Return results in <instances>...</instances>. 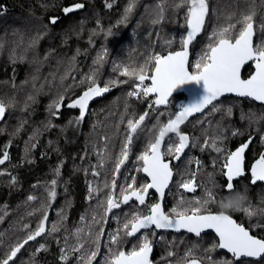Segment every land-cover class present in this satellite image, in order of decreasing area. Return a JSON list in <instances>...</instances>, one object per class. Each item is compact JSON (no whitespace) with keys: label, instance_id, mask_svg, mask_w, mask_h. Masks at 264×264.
<instances>
[{"label":"trees","instance_id":"trees-1","mask_svg":"<svg viewBox=\"0 0 264 264\" xmlns=\"http://www.w3.org/2000/svg\"><path fill=\"white\" fill-rule=\"evenodd\" d=\"M129 2L0 0V101L6 107L5 117L0 122V158L5 150L9 154V159L0 165V258L8 251L9 244L25 235L24 224L34 230L42 213L47 212L49 231L25 245L14 264H86L82 258L93 250L92 242L100 227L104 228L105 235L101 238L100 254L93 264H105L110 256L109 235L122 228L132 213L138 212L135 205H121L109 214L106 222L102 221L114 162L125 142L127 119L137 118L147 108L145 101H134L127 95L132 90L134 78L119 73L124 66L130 71H138L149 53L166 55L169 51L180 50V39L186 35L182 25L187 9L173 6L179 0H164V19L153 24L158 11L156 6L161 0H135L133 11L120 23ZM208 3L210 14L205 28L190 45L192 62L206 50L213 29L226 24L230 14H235L232 20L235 23L240 13L252 7L255 8L254 46L264 44L261 28L264 0H208ZM76 4L83 7L71 13L63 11ZM52 17L57 18L54 25L50 23ZM109 30L111 35H107ZM166 41H172L171 45ZM100 55L103 60L94 63ZM250 72L247 68L243 75ZM91 74H95L101 87L111 80H129V83L111 87L109 92L91 100L84 118L77 122L79 109L69 108L67 104L86 90L88 83L81 81ZM61 94L66 100L53 115L55 108L49 106ZM184 101L183 95L173 96L167 107L152 111L143 130L134 136L129 159L117 177L118 185L131 183L132 176L137 177V185L146 182L137 171L141 166L137 157L149 142H154L162 124L174 117L175 105H182ZM214 105L215 111L210 105L196 117L202 122L187 124L191 144L185 155L173 164L172 182L196 173L198 184L214 195L243 197L241 207L250 206L254 214L249 216L235 207L230 212L252 235L264 239V184L252 185L247 178H242L235 183L232 192L221 190L226 182L225 157L237 144L246 137L252 138L248 162L257 160L264 153V140L261 139L264 137V107L234 98H222ZM159 113L163 116L157 119ZM234 132L238 134L233 135ZM206 139H216V146L222 151H214L211 146L202 147ZM176 141L172 136L166 140L165 153L167 143ZM172 158L171 154L165 155V160ZM102 159L104 167L99 166ZM93 170L100 174L93 176ZM52 180L57 181L56 196L49 201L48 189L52 187ZM116 194L119 196V188ZM29 196L35 199L30 201ZM53 225L58 231H50ZM77 229L82 230L79 242L85 247L80 252H73L71 249L78 243ZM141 235L125 237L120 248L131 251L139 244ZM143 235L148 236L154 248V264H186L189 259H197L201 264H222L224 261L264 264V259L233 260L213 248L218 240L211 235L199 238L153 232ZM41 244L45 249L37 252ZM62 249L67 260L61 259ZM115 249L112 245L111 250ZM107 250V257H104ZM189 250L191 257L186 256ZM170 252L171 256L168 255Z\"/></svg>","mask_w":264,"mask_h":264},{"label":"snow or ice","instance_id":"snow-or-ice-1","mask_svg":"<svg viewBox=\"0 0 264 264\" xmlns=\"http://www.w3.org/2000/svg\"><path fill=\"white\" fill-rule=\"evenodd\" d=\"M135 6V0H130L125 8L124 17L120 21L123 23L129 13ZM176 9H187L185 13V24L182 25L186 29V35L180 39L181 48L178 51H169L167 55L161 53H149L144 62L140 65L139 70H129L128 66H124L123 71L119 74L133 79L132 91L127 95L136 99H143L147 104V108L137 118L127 119L125 142L122 145L121 154L114 162L112 172L111 190L107 194L106 206H104V214L102 221L106 222L109 214L114 209H118L122 204L127 205L133 199L141 206L146 205L150 190H155L162 199L165 195V189L169 187L173 178V170L170 162H166L165 155L171 154L173 159L179 160L185 149L190 146V138L183 133L180 126L195 113H202L210 105L215 111L214 101H217L220 96L225 93H235L240 97H250L253 100L264 103V44L254 46L253 36L255 32V8H249L247 12L239 14V19L232 22L235 14H230L226 20L227 23L219 25L213 29L208 37L209 43L199 57L192 62L190 60V45L197 36L204 30L206 18L210 14V5L208 0H179L173 5ZM82 4H76L72 7H65V13H71L74 9L82 8ZM156 18L152 20L153 24L159 23L164 19L165 5L164 0L157 4ZM50 23H57V18H50ZM239 25V28L237 26ZM264 30V24L261 25ZM111 31L107 35H111ZM171 45L172 41H166ZM103 55L97 58L94 63H99L103 60ZM253 62L255 72L248 78L243 79L241 69L247 63ZM194 68V71H190ZM66 77H62L64 79ZM145 81H150V84H145ZM88 83L86 90L81 95L71 100L67 107L79 109L77 122L82 120L88 110L89 102L95 97L101 96L110 91L111 87L119 84H127L129 80H111L101 87L95 78V74L85 77L81 83ZM186 85L198 86L196 99L179 106V109L174 114V118L170 117L168 121L159 128L158 134L154 142H149L145 150L137 157V161L141 166L137 168L138 172H143L148 178V182L137 185V177H130L131 183L125 185L117 184V177L121 173V168L129 159V153L135 134L143 130L145 121L149 118L152 111L159 106L167 105L169 98L179 89H183ZM191 91V89H189ZM66 96L61 94L50 105V108H55L53 115H56L60 108L64 105ZM229 114L231 109L228 110ZM6 107L0 102V118L5 115ZM163 116V113H159ZM149 132L152 129H148ZM169 134H174L178 139L176 142L167 143V153L164 151L166 137ZM238 133L234 132L233 135ZM107 139V137H105ZM264 140V137L261 138ZM252 138L242 144L235 151L229 152L225 157L224 175L227 177V182L222 186V191L232 192L234 190L233 179L244 173V154L245 149L249 147ZM211 146L214 151L221 152L222 149L216 146V139L211 141L206 139L202 147ZM35 147V145H33ZM101 156L104 153H100ZM9 159V154L5 150L0 165L4 164ZM199 165V161H197ZM100 167H104L103 159L100 162ZM95 169V166H94ZM59 174V170H57ZM93 176H98L99 171L93 170ZM252 183L264 181V153L260 154L259 159L251 167ZM13 182L15 178H12ZM57 181L52 180V187L48 189V200L51 201L56 196L55 186ZM105 187H108L106 184ZM198 185L196 182V173H192L190 178L182 180L179 183V188L185 192L196 191ZM119 188V196L116 194ZM89 191H93L89 187ZM207 200L201 201L197 199L195 205L184 207V198L177 207L172 209L174 215L166 214L162 208L161 202H156L148 206L147 214L134 212L131 219H126L122 228H118L116 232L109 235L110 256L106 259L105 264H152L150 254L152 252V243L147 235H143L138 245L133 246L131 251H125L120 248L125 237H135L143 229L154 227L155 229H175L176 231L186 230L189 233H195L200 236L205 229L214 230L219 238L218 243L213 245V248L226 249L238 261L242 257H253L264 259V239H259L250 234V232L242 225L238 224L230 215L224 211L218 213L203 214L202 208L209 202L215 201V195L211 190H206ZM35 197L29 196L28 200H34ZM243 197L222 198L220 203L223 208H233L244 211L247 215H253L251 207L242 208L241 201ZM103 206V205H102ZM32 215V213H29ZM2 219V217H0ZM95 219V218H94ZM48 220L47 212H43L36 228L33 230L28 224L23 225L25 235L18 238L14 243L8 245V251L0 258V264H14L18 253L30 241L36 240L49 230L46 227ZM100 223V222H98ZM51 232L58 231V228L53 225ZM82 230L77 229L78 243L71 250L80 252L84 249V243L79 242V237ZM89 236L91 233L88 234ZM105 235L103 227L98 229V234L93 240V250L86 254L82 259L86 264H93L96 257L100 254L101 238ZM115 245V251L111 250V246ZM45 249V245L41 244L36 249L37 252ZM61 259L67 260V255L64 249L61 250ZM169 256L172 255L170 252ZM192 253L189 250L186 253L187 257H191ZM211 260V257H209ZM186 264H201L197 259H189ZM222 264H234V261H224Z\"/></svg>","mask_w":264,"mask_h":264},{"label":"flooded vegetation","instance_id":"flooded-vegetation-1","mask_svg":"<svg viewBox=\"0 0 264 264\" xmlns=\"http://www.w3.org/2000/svg\"><path fill=\"white\" fill-rule=\"evenodd\" d=\"M254 63L252 62L250 65H248L247 67H245V69H247V68H249L250 69V73L248 74V75H246V76H244L243 74H244V71H243V73H242V77L243 78H247L248 76H250L251 75V73L253 72V68H252V65H253ZM184 97V96H183ZM184 99H185V97H184ZM234 99H237V98H234ZM241 100H246V101H251V99H249V98H244V99H241ZM185 102V101H184ZM217 102V101H216ZM216 102H214V103H216ZM253 102V101H252ZM255 103V102H254ZM259 105V104H258ZM262 106V105H261ZM210 107V106H209ZM208 107V108H209ZM207 108V109H208ZM206 109V110H207ZM205 110V111H206ZM204 112H202V113H200L199 115H197V116H195V118L196 117H198V116H200L201 114H203ZM174 118V117H173ZM193 119V118H192ZM190 120V121H188V123H190L191 121L194 123H196V124H199L200 122H202V119H199V118H196V120ZM187 123V124H188ZM187 124L185 125V126H183L182 128H181V131L183 132V133H185V134H187L188 135V133H187V130H186V126H187ZM246 132L244 131V134H245ZM170 137L172 136L173 138H176V140L178 139L174 134H172V135H169ZM189 136V135H188ZM253 137V136H252ZM169 137H167L166 138V140L168 139ZM190 138V137H189ZM249 141V139L246 137L245 139H244V141L241 143V144H237L236 146H235V148H233L232 149V151L231 152H233V151H235L238 147H240L242 144H244V143H246V142H248ZM190 144H191V139H190ZM249 146H250V144H249ZM189 148V147H188ZM187 148V149H188ZM249 148V147H248ZM248 148L246 149V151H245V154H244V165H243V167H244V173H243V175H241V176H239V177H234V179H233V185L235 186V183L238 181V180H240V179H242V178H247V182L250 184V183H252L251 182V180H252V177H251V167H252V164L256 161V160H250L249 162H248V159H247V154H248ZM186 149V150H187ZM185 153H186V151H185ZM185 153L183 154V155H185ZM182 155V156H183ZM259 159V158H258ZM173 160V158L172 159H167L166 161H172ZM173 164H174V162L172 161V163H171V167H173ZM173 170V169H172ZM225 171H226V169H225ZM144 177V176H143ZM146 178V177H145ZM173 179H174V175H173V178H172V181H173ZM186 179H188V177H181V180L179 181V182H172L171 181V184H170V186L168 187V189H167V191H166V193H165V195H164V199H163V203H162V208H163V210L165 211V213L166 214H169V215H174L173 213H172V209L173 208H175V207H177L178 206V204H179V202H180V200H181V196H183V198H184V207H191V206H199V205H195V201L197 200V199H199V200H201L202 202L203 201H205V200H207L208 198H207V196H206V190L207 189H204V188H202L201 187V183L200 184H198L199 182L198 181H196L197 182V185H198V187H197V189H196V191H194V192H185L183 189H180L179 188V183L182 181V180H186ZM225 179H226V182H227V177L225 176ZM146 182H148V180H147V178H146ZM226 182H225V184H226ZM258 184H262V183H258ZM255 185H257V184H255ZM227 192V191H226ZM226 198H230V197H226ZM221 199H222V197L221 196H216L215 195V201L214 202H209L206 206H204L203 208H202V212H203V214H207V213H209V212H211V213H218V212H220V211H224V212H226L228 215H230L233 219H235L234 218V216H232V214H231V212H230V210H231V208H223L222 207V205H221V203H220V201H221ZM159 200H158V196L156 195V193H154V192H150V195L148 196V198H147V201H146V205L145 206H141V205H139V203L137 202V201H131L130 203H128L127 205H124V206H129V205H135L137 208H138V212L139 213H141V214H147V212H148V206H150L151 204H153V203H156V202H158ZM134 210H137V209H134ZM236 220V219H235ZM237 221V220H236ZM239 223V222H238ZM240 224V223H239ZM148 232H153V233H158V234H160V233H162V234H164V233H170V234H172V235H181L182 237H191V238H199V237H201V236H205V235H211V236H213V237H216L214 234H212V233H207V234H201L200 236H194V235H192V234H190L189 232H186V231H179V232H168V231H158V230H156L155 228H152V229H149V230H143V231H141L139 234H145V233H148ZM138 234V235H139ZM218 240V239H217ZM217 243H218V241H217ZM217 250H218V248H217ZM219 251V250H218ZM108 250H107V253H106V255L104 254V257L106 256L107 257V254H108ZM219 252H222V251H219ZM225 253V252H224ZM154 255H155V251H154V248H153V246H152V252H151V258H150V260H151V262H152V264H154ZM230 256V255H229ZM230 257H232V256H230ZM108 258V257H107ZM233 258V257H232ZM96 259H97V257H96ZM233 260H235V258H233ZM94 263V262H93Z\"/></svg>","mask_w":264,"mask_h":264},{"label":"water","instance_id":"water-1","mask_svg":"<svg viewBox=\"0 0 264 264\" xmlns=\"http://www.w3.org/2000/svg\"><path fill=\"white\" fill-rule=\"evenodd\" d=\"M254 37H255V34H254V36H253V43H254ZM167 55V54H166ZM250 63V62H249ZM249 63H247L245 66H243L242 67V69H241V74H242V72L245 70V67L249 64ZM253 67H254V65H253ZM254 72H255V67H254ZM253 72V73H254ZM252 73V74H253ZM251 74V75H252ZM250 75V76H251ZM250 76H248L247 78H243V79H248ZM197 88H198V86H196V85H186L183 89H179V90H177L176 92H174L173 93V95L172 96H178V95H183L184 97H185V102H184V104H187V103H189V102H191V101H193V100H195L196 99V92H197ZM189 89H191V91H189ZM171 96V97H172ZM171 97L169 98V100L171 99ZM222 98H237V99H243V98H246V97H240V96H237L235 93H225V94H223L222 96H220L219 98H218V101L219 100H221ZM247 98H250V97H247ZM251 99V101H253V102H255L256 104H259V105H262L263 107H264V103H262V102H260V101H256V100H253L252 98H250ZM215 102V101H214ZM168 105V104H167ZM167 105H162V106H167ZM160 107V106H159ZM206 110V109H205ZM204 110V111H205ZM197 114H199V113H195L194 115H192V116H190L186 121H185V123L184 124H182L181 126H180V129L183 127V126H185L187 123H188V121H190L192 118H194V116H196ZM4 117V116H3ZM3 117L2 118H0V121L3 119ZM169 135H172V134H169ZM167 138V137H166ZM165 138V139H166ZM187 149V148H186ZM186 149H185V151H186ZM247 149V148H246ZM185 151H184V153H185ZM183 153V154H184ZM182 154V155H183ZM182 157V156H181ZM174 163H177L178 162V160H176V159H173L172 160ZM172 161H166V162H170V164L172 163ZM144 174V173H143ZM144 177H146V175L144 174L143 175ZM147 178V177H146ZM147 180H148V178H147ZM257 182H260V183H264V181H257ZM171 183V182H170ZM170 185V184H169ZM168 189V188H167ZM167 189H165V193H166V191H167ZM154 190V189H153ZM155 191V190H154ZM163 199H164V197L161 199H159V201L158 202H161V204H162V202H163ZM134 200V199H133ZM132 200V201H133ZM131 202V201H130ZM122 205H124V204H122ZM143 230H145V229H143ZM143 230H141V231H143ZM157 230H159V231H168V232H175L176 230L175 229H157ZM186 231V230H185ZM203 232H213V233H215L214 232V230H212V229H205ZM203 232H201V233H203ZM139 233H137V235H138ZM192 234H194L195 235V233H192ZM218 240H219V238H218ZM220 249V248H219ZM220 250H222V251H224L225 253H227L228 255H231L232 256V254L231 253H229L226 249H220ZM149 258H151V254H150V257ZM244 258H249V259H253V260H259L260 258H253V257H242V258H240V259H244Z\"/></svg>","mask_w":264,"mask_h":264},{"label":"bare ground","instance_id":"bare-ground-1","mask_svg":"<svg viewBox=\"0 0 264 264\" xmlns=\"http://www.w3.org/2000/svg\"><path fill=\"white\" fill-rule=\"evenodd\" d=\"M254 34H255V32H254ZM254 38H255V37H254ZM251 63H252V62H250L248 65H250ZM248 65H247V66H248ZM253 65H254V64H253ZM253 65H252V68H253V72H254V67H253ZM247 66H246V67H247ZM253 72H252V73H253ZM242 73H243V72H242ZM252 73H251V74H252ZM241 75H242V74H241ZM145 82H147V84H150V81H145ZM132 90H133V88H132ZM132 90H131V91H132ZM98 97H99V96H98ZM98 97H95V98H98ZM172 97H173V96H172ZM95 98H94V99H95ZM246 98H247V97H246ZM131 99L134 100V101H144L143 99H139V100H138V99H136L135 97H131ZM243 99H244V98H243ZM249 99H250V98H249ZM169 101H170V100H169ZM217 101H218V100H217ZM0 102H1V101H0ZM215 102H216V101H215ZM213 103H214V102H213ZM179 106H180L179 103H177V104L175 105V109H176V111L179 109ZM160 107H167V106H160ZM160 107H159V108H160ZM203 112H204V111H203ZM5 113H6V112H5ZM78 114H79V113H78ZM199 114H200V113H199ZM199 114H197V115H199ZM197 115H196V116H197ZM4 117H5V115H4ZM4 117H3V119H4ZM194 117H195V116H194ZM57 118H58V117H57ZM3 119H2L0 122H2ZM76 121H77V120H76ZM72 125H73V124H72ZM245 151H246V149H245ZM255 162H256V161H255ZM255 162H254V163H255ZM254 163H253V164H254ZM253 164H252V165H253ZM141 173H142V175H144L143 172H141ZM251 181H252V180H251ZM258 183H260V182H256L255 184H258ZM170 184H171V183H170ZM251 184H252V185H255V184H253V183H251ZM262 184H264V183H262ZM169 186H170V185H169ZM150 192H154V193H156L154 190H150ZM156 195L158 196V200H159V199H160L159 194L156 193ZM133 201H135V200H133ZM129 203H130V202H129ZM162 203H163V202H162ZM234 220H235V219H234ZM235 221H236V220H235ZM236 222H237V221H236ZM237 223H238V222H237ZM238 224H239V223H238ZM240 225H241V224H240ZM242 226H243V225H242ZM152 228H154V227H151V228H149V229H152ZM149 229H145V230H149ZM246 229H247V228H246ZM156 230H157V229H156ZM247 230H248V229H247ZM158 231H159V230H158ZM180 231H185V230H180ZM248 231H249V230H248ZM175 232H179V231H175ZM186 232H187V231H186ZM249 232H250V231H249ZM207 233H212V234H214V235L216 236V234L213 233V232H203V233H201V234H207ZM190 234H192V233H190ZM201 234H200V235H201ZM250 234H251V232H250ZM192 235H194V234H192ZM194 236H196V235H194ZM253 236H254V235H253ZM255 237H256V236H255ZM216 238L218 239L217 236H216ZM256 238H258V237H256ZM259 239H260V238H259ZM218 250H219V251H222V250H220L219 248H218ZM222 252H224V251H222ZM226 254H227V253H226ZM230 256H231V255H230ZM240 260H253V259L244 258V259H239L238 261H240ZM260 260H261V259H259V260H253V261H260Z\"/></svg>","mask_w":264,"mask_h":264},{"label":"rangeland","instance_id":"rangeland-1","mask_svg":"<svg viewBox=\"0 0 264 264\" xmlns=\"http://www.w3.org/2000/svg\"><path fill=\"white\" fill-rule=\"evenodd\" d=\"M136 236H138V235H136ZM136 236H135V237H136ZM142 236H143V235H141V237H142ZM132 238H134V237H132Z\"/></svg>","mask_w":264,"mask_h":264},{"label":"built area","instance_id":"built-area-1","mask_svg":"<svg viewBox=\"0 0 264 264\" xmlns=\"http://www.w3.org/2000/svg\"><path fill=\"white\" fill-rule=\"evenodd\" d=\"M145 84H147V82H145Z\"/></svg>","mask_w":264,"mask_h":264}]
</instances>
